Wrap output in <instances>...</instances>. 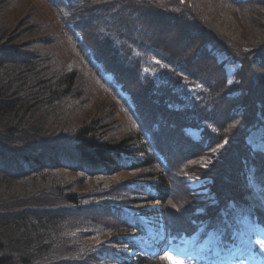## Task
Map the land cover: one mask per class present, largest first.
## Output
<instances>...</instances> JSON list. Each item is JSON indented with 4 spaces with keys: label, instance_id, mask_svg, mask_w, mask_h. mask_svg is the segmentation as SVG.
I'll return each instance as SVG.
<instances>
[{
    "label": "trees",
    "instance_id": "obj_1",
    "mask_svg": "<svg viewBox=\"0 0 264 264\" xmlns=\"http://www.w3.org/2000/svg\"><path fill=\"white\" fill-rule=\"evenodd\" d=\"M10 1L0 0V264L127 260L98 243L116 227V209L108 201L120 185L111 195L103 190L116 183L83 190L64 173L97 178L155 168L161 175L152 194L165 201L172 186L167 171H176L179 161L168 154L164 162L165 141L178 159L185 147L195 152L182 159L185 165L217 150L208 155L217 171L211 175L218 182L211 189L213 207L195 215L187 233L197 228L204 236L213 227L217 237L229 235L230 228L219 227L237 210L264 236V148H257L264 147V0H228L253 11L259 35L250 40L216 28L206 3L196 0H45L57 20L81 36L76 48L92 77L132 107L145 152L135 159L126 156L127 139L99 133L100 111L80 87L78 72L62 67L51 51L35 50L44 26L4 18ZM226 64L235 65L232 79ZM188 128L198 130L199 138ZM242 162L246 171H238ZM234 178L241 189L230 183ZM131 226L139 227L137 235L148 233L141 224ZM183 227L188 225L178 217L168 219L169 242L182 237Z\"/></svg>",
    "mask_w": 264,
    "mask_h": 264
},
{
    "label": "rangeland",
    "instance_id": "obj_2",
    "mask_svg": "<svg viewBox=\"0 0 264 264\" xmlns=\"http://www.w3.org/2000/svg\"><path fill=\"white\" fill-rule=\"evenodd\" d=\"M209 1L214 6V12L210 11ZM209 1L196 0L195 2L206 3L205 12L211 15L216 28H220L222 25L229 33L236 32L241 35V39L243 37L247 40H250V37L259 35V32L252 26V22L256 17L252 15L253 11L248 9V4L237 3L234 5L228 0ZM10 3L11 6L7 9L10 13L3 12L5 19L12 20L20 16L25 19V22L28 21L29 23L31 20L33 22L37 20L34 22L35 25L40 26V28L42 25L44 26L42 32L38 33L42 39H40V45H37L35 50L41 51L42 54L51 51L52 55L59 58L62 67L78 72L80 87L90 94L93 103L97 104V110L100 111L98 127H103V131L99 133L115 136L119 134L117 135L119 140L127 139L128 142L125 148L129 153L126 156L130 159L144 156L145 152L140 151L143 147V141L136 135L137 123L131 112L132 107L129 108L124 101V103L122 101L120 103L111 94L108 87H103L101 82L92 77L90 68L80 57L76 48L75 40L78 37L81 38L79 33L74 30L69 31L68 25H62L57 20L59 17L56 10L45 0H13ZM259 10H261V7ZM219 12L224 14L221 15ZM223 17L225 18L224 21H220ZM245 21L249 22L246 23ZM233 66L226 64L229 79L233 77L232 73L235 70ZM108 77H110V74ZM125 98L130 100L128 96H125ZM129 102L132 103L131 100ZM187 132L193 138H199V131L188 129ZM164 138L166 140V137ZM161 144L163 153L166 156V158H163L164 162L165 159L167 160L168 154H174V159L179 160L176 171H167V178L172 186L171 195L165 201L155 200V196L152 194V191L156 189L154 184L161 175L160 170L155 168L149 167L135 172L119 171L116 175L97 178L82 177L81 172L64 173L75 179L78 182L77 188L83 190L95 186L94 189L99 191L106 186H110L111 183H116L112 189L103 190L111 195L115 191L114 188L118 189V185H120L117 191L119 193L115 191L116 195L112 198L109 197L108 201V204L116 209L117 214L113 213L115 218L113 215L111 217L116 227L100 237L103 240H99V245L104 244L105 247L108 246L109 250H114L117 254H125L127 260L118 261L116 264H176V262H182V264H264V261L258 259L259 252L264 255V242L256 234V230L253 229L249 220L238 214L232 215L234 242L229 244V247L223 248L222 245L226 242L212 232L207 233L204 237L200 235L201 232L197 228L191 233H187L189 225L194 222L195 215H202L203 212H207L213 207V191L211 189H215L218 182L215 183L214 181L213 183V176L211 175L214 173L217 175V171L214 172L212 167H209L214 156L208 155L217 152V150H211L207 154H199L191 161H187L188 163L185 165L182 164V159L186 158V155L189 157L195 155V152L191 151L190 154V150L185 147V155H181L178 159L176 153L167 150L166 141L165 143L161 142ZM242 150L244 148H241ZM240 161L237 157L234 162L236 163L235 166L238 167ZM238 171L236 170V173ZM218 172L221 173V169ZM163 174L165 175V173ZM239 176H241L240 173ZM236 182L237 179L234 178L231 179L230 183L237 186ZM122 186H125V188L120 189ZM243 197L250 198L253 205L261 209L256 199L247 195ZM94 202L98 203V199ZM172 217L181 219L188 225V228L183 227L182 237L176 240L174 238V241L169 244L165 225L168 219ZM133 224H141L147 229L148 233L141 231V234L137 235L136 232H138L139 227H132ZM114 240L121 241L119 244H114ZM123 240H130L136 247H127L122 243ZM156 240L160 242V245L155 244ZM142 255L148 258L147 262L144 259L139 261L138 257ZM111 261L103 259L102 264H115Z\"/></svg>",
    "mask_w": 264,
    "mask_h": 264
},
{
    "label": "bare ground",
    "instance_id": "obj_3",
    "mask_svg": "<svg viewBox=\"0 0 264 264\" xmlns=\"http://www.w3.org/2000/svg\"><path fill=\"white\" fill-rule=\"evenodd\" d=\"M246 170H247V167H245L244 163L242 162L241 163V166H240V171H246ZM234 214H238L237 210H233L232 215H234ZM219 228H220V231L223 230L225 232L228 228H230V226L228 224L224 223V224L220 225ZM211 230L213 231L214 228L212 227ZM116 263H118V262L116 261Z\"/></svg>",
    "mask_w": 264,
    "mask_h": 264
},
{
    "label": "snow or ice",
    "instance_id": "obj_4",
    "mask_svg": "<svg viewBox=\"0 0 264 264\" xmlns=\"http://www.w3.org/2000/svg\"><path fill=\"white\" fill-rule=\"evenodd\" d=\"M176 264H182V262H176Z\"/></svg>",
    "mask_w": 264,
    "mask_h": 264
}]
</instances>
